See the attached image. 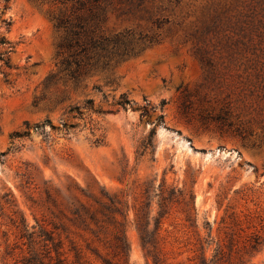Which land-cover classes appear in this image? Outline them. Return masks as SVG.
Listing matches in <instances>:
<instances>
[{"label":"rangeland","instance_id":"obj_1","mask_svg":"<svg viewBox=\"0 0 264 264\" xmlns=\"http://www.w3.org/2000/svg\"><path fill=\"white\" fill-rule=\"evenodd\" d=\"M50 1L0 0V39L14 47L12 69L0 64V264L44 259V191L71 180L126 202L130 264H154L137 213L153 229L174 188L188 203L168 204L161 264H213L219 242L228 264H264V0H103L102 31L131 33L137 55L107 75L115 84L79 86L46 82L60 60Z\"/></svg>","mask_w":264,"mask_h":264},{"label":"trees","instance_id":"obj_2","mask_svg":"<svg viewBox=\"0 0 264 264\" xmlns=\"http://www.w3.org/2000/svg\"><path fill=\"white\" fill-rule=\"evenodd\" d=\"M47 1V0H34ZM50 1V0H48ZM103 0H51L59 5L61 10L51 16L56 31L60 34L57 45L58 72L47 78V84L64 79L76 86L81 85L86 78L103 74L106 84L113 85L115 79L107 76L121 63L137 55L136 46L132 43V34L119 33L112 36L102 31L101 13ZM6 3L10 0H5ZM6 5L4 12L8 10ZM9 28L12 21L5 20ZM9 45L5 54H0V64L6 69H12L11 59L8 57L14 52V47L5 39H0V47ZM8 82L7 75L4 76ZM131 104L122 95L118 106L123 109ZM165 102L161 104L163 108ZM93 101L89 100L83 109H92ZM81 107L70 110L71 113H80ZM147 115L143 110L141 118ZM163 116L160 117V120ZM220 120H223L220 117ZM48 122V121H47ZM49 123V122H48ZM27 129L30 127L27 124ZM24 134H28L29 131ZM155 129L151 131L147 145L152 146ZM19 137V133L12 135V139ZM5 154H0V159ZM95 190L85 189L76 181L61 187H50L44 191L43 208L46 211L45 224L41 226L42 241L44 242V259L39 264H130V245L126 235L127 205L119 194H112L99 186ZM158 216L155 217L154 228L151 229V212L139 209L136 218V228L140 235L141 245L148 258L154 264H161L160 239L163 220L169 214L168 204L187 205L184 192L174 188L166 198L160 195ZM148 208V207H147ZM189 216L188 221H190ZM238 225L239 220L233 218ZM222 224H226L225 219ZM23 230L27 232L28 225L23 220ZM25 237V235H23ZM65 236V240L62 237ZM233 239L229 238V246H233ZM67 243V245H66ZM259 242L251 244V251H257ZM226 244L218 243V251L212 259L213 264H228L225 258ZM106 251L107 255H103ZM24 264H36L30 257ZM199 264H210L205 257Z\"/></svg>","mask_w":264,"mask_h":264}]
</instances>
